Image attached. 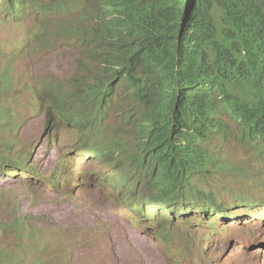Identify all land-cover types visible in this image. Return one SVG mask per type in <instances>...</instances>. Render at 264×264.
I'll use <instances>...</instances> for the list:
<instances>
[{"label":"rangeland","instance_id":"rangeland-1","mask_svg":"<svg viewBox=\"0 0 264 264\" xmlns=\"http://www.w3.org/2000/svg\"><path fill=\"white\" fill-rule=\"evenodd\" d=\"M69 1L75 2V9L58 16L39 13L37 17L27 15L19 23H11L0 14V79L8 72L14 80L13 91L3 96L14 106L0 126V142L17 139V153L31 163L30 168L36 167L35 172L44 180L51 175L55 159L71 152L64 160L72 173L68 178L63 170L58 171L57 187L32 183L23 172L17 177L0 176V264H176L155 236L158 249L142 238L148 231L143 227L145 222L134 225L128 206H116L112 196L100 188L98 180L110 164L83 155L73 127L63 123L51 126L44 137L43 118L28 124L38 89L57 84L75 95L87 88L89 76L101 77L95 73L96 63L90 62L82 50L83 37L99 28L104 13L100 0ZM89 44L94 46L96 42ZM70 80L83 82L84 86ZM112 104L106 122L108 133H118L125 146L132 148L138 129L126 124L123 113L136 114L141 105L127 87L119 89ZM213 144L216 155L230 166L228 171L203 181V187L218 192L219 201L231 203L245 188L251 190L253 183L264 180V154L242 143L232 122L228 121V131L217 136ZM263 191L264 185L259 194ZM260 212L257 207L239 206L232 214L238 213L244 221L235 220L226 226L218 224L217 217L194 218L178 229L174 224L172 227L177 230L172 229V236L183 247L179 232L190 222L195 223L198 228L192 232L191 253L181 254L192 255L195 264H226L227 259L234 260L240 252L247 258L239 257L237 264H264V249L247 251L240 247L237 254L239 248L235 246L228 258H218L220 243L227 238L237 237L245 242L261 233L259 221L253 216ZM169 238L170 235L163 241Z\"/></svg>","mask_w":264,"mask_h":264},{"label":"trees","instance_id":"trees-1","mask_svg":"<svg viewBox=\"0 0 264 264\" xmlns=\"http://www.w3.org/2000/svg\"><path fill=\"white\" fill-rule=\"evenodd\" d=\"M104 7L90 58L106 74L100 84L135 88L145 111L131 158L156 166L160 185L207 163L226 119L264 149V0H110Z\"/></svg>","mask_w":264,"mask_h":264},{"label":"clouds","instance_id":"clouds-1","mask_svg":"<svg viewBox=\"0 0 264 264\" xmlns=\"http://www.w3.org/2000/svg\"><path fill=\"white\" fill-rule=\"evenodd\" d=\"M106 1L110 0H100V6L104 13L99 19V28L96 31H90L82 39L84 41L83 54L90 62L96 63L95 73L101 75V77L89 76L90 80L87 81V88L82 92H75V95L67 93L57 84L38 89L31 107L33 113L30 118L32 119H28V124L43 118L45 121L44 137L47 136L51 126L55 127L57 124L63 123L67 127H73L78 136V150L83 151L82 154L85 156L110 164L98 180L100 188L112 196L116 206L120 203L128 206L133 213L131 221L134 225L143 220L145 222L143 227L148 231L143 234L142 238L149 240L158 249L155 236L162 248L174 258L176 264H181L187 260L189 264H195L190 258L192 255L182 257L181 254L191 253L190 249L193 248L192 232L198 227L195 223L190 222L185 230L179 232L184 242V246L180 247L172 236V229L175 228L172 227L174 224L178 229L180 224L194 218L214 220L215 217H217L218 224L222 226H226L235 220L242 222L244 221L243 216L238 213L232 214L239 206L248 209L257 207L258 210H262L258 215H253L259 221V231L261 233L245 242L237 237L227 238L220 243L221 248L218 258H228L235 246L239 248L237 254L240 247L247 251L264 249V191L259 194L264 185V180L253 183L251 190L245 188L235 201L227 204L223 200L219 201L217 198L218 192L203 187L205 179L228 171L227 168L230 167L216 155V148L213 144V140L217 136L228 131V121L235 125L237 136L242 143L264 154L262 147L257 146L255 142H248L242 138L241 130L236 123L226 119L225 130L213 137L210 147L205 151L207 163H204L201 168L192 170L189 177L182 181H174L173 178L164 176L163 185H160L162 175L159 170H154L156 166L142 167L141 161L131 158V155L137 149L138 143L142 140L143 124L141 122L142 114L145 111L144 106L135 94L134 87L115 79L112 81L113 87L108 86L106 83L100 84V81L105 80L106 74L99 71L100 64L90 58L91 49L97 50L100 45L94 34H101V19L108 13L104 7ZM115 1L119 3V0ZM74 3V1L69 0H0V14H2L5 21L19 23L27 15L37 17L39 13L52 16L71 13L75 9ZM67 4H71V6ZM91 41H95L96 44L92 46L89 44ZM70 81L84 86L83 82ZM121 87H127L131 91L134 100L141 105L136 114L130 111L123 113L126 124L135 125L138 129L136 143L132 148L125 146L124 138L118 133L109 135L106 128V122L113 110L112 99L118 97ZM13 88L14 80L7 72L0 79V126L5 115L13 111L14 104L3 97L11 93ZM17 119L20 121L19 117ZM1 134L2 131L0 130ZM17 143V139L9 140L8 143L0 142V176L6 174L17 177L23 172L28 174L26 180L32 183H46L53 187L60 186L57 176L58 171L63 170L68 178H71L72 173L68 170L64 160V156L69 155L71 152L55 159L51 175L44 180L35 172L36 167L32 166L30 168L31 163L25 161L17 153L15 148ZM245 176L247 178L250 176L246 168ZM75 188L77 189V187ZM198 212L201 213V216H197ZM247 215L250 214L247 213ZM168 229H170V232ZM168 235H170V238L164 242V238ZM239 257L247 258L245 254L240 252L234 260L227 259L226 264H237L236 261Z\"/></svg>","mask_w":264,"mask_h":264},{"label":"bare ground","instance_id":"bare-ground-1","mask_svg":"<svg viewBox=\"0 0 264 264\" xmlns=\"http://www.w3.org/2000/svg\"><path fill=\"white\" fill-rule=\"evenodd\" d=\"M95 218H96V216H95Z\"/></svg>","mask_w":264,"mask_h":264}]
</instances>
